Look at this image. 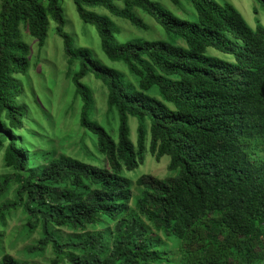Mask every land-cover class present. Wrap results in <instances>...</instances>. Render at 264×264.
<instances>
[{"label": "trees", "instance_id": "16d2710c", "mask_svg": "<svg viewBox=\"0 0 264 264\" xmlns=\"http://www.w3.org/2000/svg\"><path fill=\"white\" fill-rule=\"evenodd\" d=\"M0 145L4 164L27 173L16 190L26 216L27 234L39 229L37 246L69 264H161L168 262L165 240L182 264H264V27L250 28L228 2L182 0L192 19H183L155 0H71L79 19L92 27L102 54L121 63L133 81L109 67L85 47H76L64 31L60 0H0ZM180 0H169L177 5ZM264 8V0H256ZM100 8L138 29H146L134 9L148 15L169 41L127 39ZM50 22L61 39L74 95L81 102L79 126L95 137L106 166L60 156L40 168L27 160L9 136L21 127L24 108L13 75L29 66V48L21 40L24 23L43 47ZM183 45L177 44V41ZM211 48L232 57L206 55ZM91 75L107 92L108 110L117 116L112 138L91 119L92 92L83 83ZM3 117V120H2ZM137 121L136 143L128 121ZM156 161L169 157L174 176L137 179V196L123 172L136 170L145 151ZM16 204H7L10 209ZM99 221L113 223L105 232L61 240L53 227L84 229ZM0 264H20L4 255Z\"/></svg>", "mask_w": 264, "mask_h": 264}, {"label": "rangeland", "instance_id": "374dc122", "mask_svg": "<svg viewBox=\"0 0 264 264\" xmlns=\"http://www.w3.org/2000/svg\"><path fill=\"white\" fill-rule=\"evenodd\" d=\"M168 8L171 12L183 19L194 17L190 4L180 0L173 5L169 0H155ZM218 3H230L243 17L252 29L259 22L264 27V8L256 0H214ZM1 2V1H0ZM60 7L64 16V31L71 36L76 47L89 49L95 58L109 67L122 72L125 78L133 81L121 63L109 61L101 52L99 38L95 30L84 24L76 13L71 0H60ZM115 4L121 8L122 1ZM93 12L108 15L118 29L115 38L118 42L127 39L140 38L143 40L170 39L165 32L145 13L134 9L146 29H138L128 22L113 17L103 9H89ZM21 40L29 48V66L24 74L13 75L14 81L20 88L17 98L18 104L24 108L21 127L9 129V136L16 143L17 148L24 153L27 160V169L40 168L49 160L65 156L77 160L86 165L106 166L104 158L98 152L96 140L93 135L79 126V113L81 102L74 95L71 77L76 71L77 65L68 66L63 54L61 39L55 33V24L50 22L48 35L43 47H38L36 40L30 35L27 26L22 23L19 27ZM177 44L183 45L178 40ZM206 55L218 57L226 61H232V57L224 55L211 48L206 50ZM83 83L92 92L94 109L91 119L100 125L112 138L117 135V116L106 105L107 92L101 82L91 75L83 79ZM3 120V117H2ZM130 140L136 143L137 121L130 118L128 121ZM147 130L145 151L142 154V162L132 172H123V175L131 184V194L137 196L140 187L137 179L142 175H150L157 179L174 176V172L168 170L169 157L163 156L159 161L149 153L148 122L145 121ZM7 141L0 145V262L4 255H8L20 264H50L57 258L50 247L42 251L32 252L37 246L39 229L27 234L24 231L26 216L22 208L17 204L16 190L27 179V173L15 172L4 164V152ZM254 157L264 159V145L258 146ZM14 203L15 207L7 209V204ZM113 227V223L99 221L87 225L84 229L73 230L66 227H53V232L61 239L79 237L95 232H105ZM165 248L169 252L168 262L161 264H182L178 252L173 244L165 240ZM59 264H69L66 260L58 258Z\"/></svg>", "mask_w": 264, "mask_h": 264}]
</instances>
